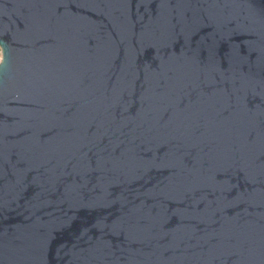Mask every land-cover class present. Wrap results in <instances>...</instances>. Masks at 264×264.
I'll return each instance as SVG.
<instances>
[{
  "label": "water",
  "instance_id": "95a60500",
  "mask_svg": "<svg viewBox=\"0 0 264 264\" xmlns=\"http://www.w3.org/2000/svg\"><path fill=\"white\" fill-rule=\"evenodd\" d=\"M0 264H264V0H0Z\"/></svg>",
  "mask_w": 264,
  "mask_h": 264
},
{
  "label": "rangeland",
  "instance_id": "374dc122",
  "mask_svg": "<svg viewBox=\"0 0 264 264\" xmlns=\"http://www.w3.org/2000/svg\"><path fill=\"white\" fill-rule=\"evenodd\" d=\"M0 58H1V52H0Z\"/></svg>",
  "mask_w": 264,
  "mask_h": 264
}]
</instances>
